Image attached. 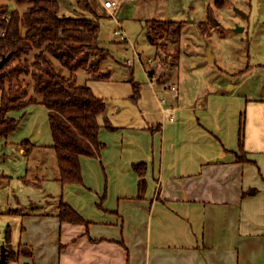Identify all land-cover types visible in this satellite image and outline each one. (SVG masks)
<instances>
[{"label": "crops", "instance_id": "obj_1", "mask_svg": "<svg viewBox=\"0 0 264 264\" xmlns=\"http://www.w3.org/2000/svg\"><path fill=\"white\" fill-rule=\"evenodd\" d=\"M103 62L110 78L88 72L86 83L107 104L99 118L105 147L100 157L81 156L82 183L56 178L61 200L84 222L63 221L61 203L55 213H29L12 240L27 250L11 264H264V100L229 83L184 92L156 70L139 80L133 68L114 75ZM24 111L21 122L34 127L30 147L52 149L48 109L33 104L9 115ZM241 120L248 161L239 159Z\"/></svg>", "mask_w": 264, "mask_h": 264}, {"label": "rangeland", "instance_id": "obj_2", "mask_svg": "<svg viewBox=\"0 0 264 264\" xmlns=\"http://www.w3.org/2000/svg\"><path fill=\"white\" fill-rule=\"evenodd\" d=\"M90 1L103 16L100 40L109 52L103 62L104 70L128 75L127 68H133L139 80H143L146 71L156 70L161 75L159 80L166 78L167 84L184 92L238 84L240 92L248 93L254 100H264V0H224L221 7L217 0H118L120 3L113 11L104 7V0ZM59 2L61 15H80L76 0ZM4 4H9L11 9H27V5L13 0H0V6ZM210 5L214 8L215 22L211 32L203 34L198 22L208 19ZM155 20L183 21L181 40L160 39V49L153 45L149 35ZM162 51L166 52L162 66L155 65L156 56ZM29 59L33 60V54ZM54 64L62 74L69 75V70L62 68L58 60ZM122 70L126 73H120ZM77 74L78 82L85 84L88 72L81 69ZM26 79L32 80L28 87L32 96L33 78L28 75ZM38 121V127L46 132L48 120L45 124L38 116ZM33 128L21 122L15 133L0 139L1 245L9 228L13 242H18L21 231L27 227L24 218L29 213H55L62 201L54 148L18 145L29 138Z\"/></svg>", "mask_w": 264, "mask_h": 264}, {"label": "trees", "instance_id": "obj_3", "mask_svg": "<svg viewBox=\"0 0 264 264\" xmlns=\"http://www.w3.org/2000/svg\"><path fill=\"white\" fill-rule=\"evenodd\" d=\"M13 1L27 5V9H11L9 4L0 6V61L4 56L11 55L0 69V139L8 138L25 116L24 111L21 117L15 118L9 115L11 111L24 110L33 104L44 105L48 109L53 148L60 170L58 180L63 185L82 183L81 156L100 157L105 147L99 139V131L103 127L99 118L105 114L107 104L89 84L78 82L77 73L84 69L90 73L92 80L110 78V72L101 68L109 55L100 40V19L103 16L90 0H76L81 9L79 16L61 15L59 0ZM216 4L221 7L224 0H217ZM214 22V8L210 5L208 19L198 22L201 33L209 34ZM152 25L149 39L156 47L161 44L160 39L181 40L183 21L155 20ZM31 54L32 61L29 59ZM55 59L62 68L69 70L68 76L55 66ZM28 75L34 81L35 94L32 96L28 92L32 81L26 79ZM132 84V100L137 101L140 85L133 80ZM104 119V125L112 127L109 120ZM239 142L242 152L239 159L248 161L243 120L240 123ZM18 145L25 147L31 144L25 139ZM144 166H135L139 169L141 191L146 187ZM59 210V217L63 221L84 222L79 213L63 201ZM4 242L8 252L6 264L17 261L27 250L25 246L18 250L13 247L11 228L7 230Z\"/></svg>", "mask_w": 264, "mask_h": 264}, {"label": "water", "instance_id": "obj_4", "mask_svg": "<svg viewBox=\"0 0 264 264\" xmlns=\"http://www.w3.org/2000/svg\"><path fill=\"white\" fill-rule=\"evenodd\" d=\"M238 29H243L239 27ZM11 55L4 56L3 59L0 61V69L2 66L10 59ZM213 57V56H212ZM8 257L7 246L5 243L1 245V253H0V264H6Z\"/></svg>", "mask_w": 264, "mask_h": 264}, {"label": "built area", "instance_id": "obj_5", "mask_svg": "<svg viewBox=\"0 0 264 264\" xmlns=\"http://www.w3.org/2000/svg\"><path fill=\"white\" fill-rule=\"evenodd\" d=\"M120 1L118 0H104V7L108 11H113L116 7H118Z\"/></svg>", "mask_w": 264, "mask_h": 264}]
</instances>
